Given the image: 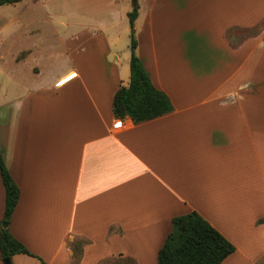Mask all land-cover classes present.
Masks as SVG:
<instances>
[{
    "label": "crops",
    "instance_id": "crops-1",
    "mask_svg": "<svg viewBox=\"0 0 264 264\" xmlns=\"http://www.w3.org/2000/svg\"><path fill=\"white\" fill-rule=\"evenodd\" d=\"M131 1L94 8L112 26ZM136 5L135 53L166 115L113 128L130 49L102 24L52 60L35 43L13 58L0 152L19 189L9 232L35 257L11 264H157L172 220L190 212L234 245L221 264H264V0ZM4 200L0 179V222Z\"/></svg>",
    "mask_w": 264,
    "mask_h": 264
},
{
    "label": "trees",
    "instance_id": "trees-1",
    "mask_svg": "<svg viewBox=\"0 0 264 264\" xmlns=\"http://www.w3.org/2000/svg\"><path fill=\"white\" fill-rule=\"evenodd\" d=\"M24 0H0V6ZM137 5L127 14L130 29L129 82L121 86L112 100L114 117L129 118L143 123L173 110L168 96L151 83L140 59L136 56L134 22ZM0 179L5 192L3 218L0 222V258L11 259L24 254L35 257L9 232L12 213L19 199V189L13 181L0 152ZM235 247L198 213L190 212L172 220V231L157 254V264H221ZM43 263V262H42ZM44 264V263H43Z\"/></svg>",
    "mask_w": 264,
    "mask_h": 264
},
{
    "label": "rangeland",
    "instance_id": "rangeland-1",
    "mask_svg": "<svg viewBox=\"0 0 264 264\" xmlns=\"http://www.w3.org/2000/svg\"><path fill=\"white\" fill-rule=\"evenodd\" d=\"M96 1L45 0L43 3L42 0H25L0 6V102L3 92H7L9 99L14 92L9 88L12 79L8 75L14 76V56L34 43L38 60H52L63 52L65 44L73 47L71 40L95 38L99 34V24H102L106 33H116V47L124 49L120 54H129L130 29L126 14L121 13L112 27L109 14L95 11ZM44 6L52 7L51 11L47 13ZM29 30L35 32L28 34ZM93 46L94 43H90V47ZM47 62L42 61V64Z\"/></svg>",
    "mask_w": 264,
    "mask_h": 264
},
{
    "label": "built area",
    "instance_id": "built-area-1",
    "mask_svg": "<svg viewBox=\"0 0 264 264\" xmlns=\"http://www.w3.org/2000/svg\"><path fill=\"white\" fill-rule=\"evenodd\" d=\"M74 76H75V75L72 73V74L66 76L65 78L59 80V81L56 83V85H60V84L63 83L65 80L68 81V80H70L71 78H73ZM122 124H123L122 119L118 118V119H116V121L114 122V124H113V128H114V129H120L121 126H122Z\"/></svg>",
    "mask_w": 264,
    "mask_h": 264
},
{
    "label": "water",
    "instance_id": "water-1",
    "mask_svg": "<svg viewBox=\"0 0 264 264\" xmlns=\"http://www.w3.org/2000/svg\"><path fill=\"white\" fill-rule=\"evenodd\" d=\"M136 2H137V0H132L133 4H136ZM3 263L4 264H11V260L10 259H5V260H3Z\"/></svg>",
    "mask_w": 264,
    "mask_h": 264
}]
</instances>
